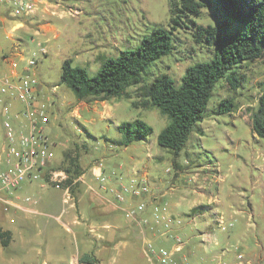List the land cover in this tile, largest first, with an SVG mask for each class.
<instances>
[{
    "label": "crops",
    "instance_id": "obj_1",
    "mask_svg": "<svg viewBox=\"0 0 264 264\" xmlns=\"http://www.w3.org/2000/svg\"><path fill=\"white\" fill-rule=\"evenodd\" d=\"M27 1L34 4L33 12L14 18L11 1L0 0V79L14 84L29 74L30 69L19 63L30 41H38L48 33L54 38L59 36L44 19L66 15L58 2ZM35 94L48 116L49 98L39 83ZM113 99L95 105L79 100V108L87 107L98 112L101 119L113 120ZM23 109L24 104L10 95V118L17 133H26L30 125L29 117L20 114ZM73 109V115L79 117L78 107ZM49 113H53L52 109ZM119 124H113L116 130ZM119 139L120 134L107 139L109 143L103 144L101 151L51 148L50 168L67 173L64 184L71 186L70 201H65L63 190L45 184L44 171L41 179L23 183L13 192L0 187V264H85L81 262L83 258L95 264H156L146 248L148 244L156 251L173 248L172 239L164 235L166 224L170 227L167 235L184 242L175 256L191 264H264V213L258 224L250 199L246 203L248 210L242 208L243 203L238 207L234 202L236 210L230 212L213 195L206 183L207 173L184 169L177 160L171 163L175 172L165 170L166 179L165 175L152 179L151 165L160 157L145 151V158H138L135 151H128L134 143L118 146ZM146 141L147 138L135 143ZM7 159L0 131V171L6 168ZM220 178L215 171L212 179ZM133 181L146 183L149 193L141 198L125 194L118 202L117 192ZM260 181L256 179L252 189ZM236 187L241 189L240 185ZM141 200L146 203L144 211L135 218L126 217V211ZM219 221L226 230L220 228ZM238 254L243 256L242 261L237 259Z\"/></svg>",
    "mask_w": 264,
    "mask_h": 264
},
{
    "label": "rangeland",
    "instance_id": "obj_2",
    "mask_svg": "<svg viewBox=\"0 0 264 264\" xmlns=\"http://www.w3.org/2000/svg\"><path fill=\"white\" fill-rule=\"evenodd\" d=\"M52 1L58 2L66 13L64 17L55 15L44 19L59 33L58 38L48 33L38 41H30L24 52V60L19 63L23 68L33 56L36 59L29 74L38 80L49 98L45 132L50 149L61 151L63 146H67L74 151H101L102 145L109 143L107 139L119 135L114 123L140 119L151 127L152 133L146 142L134 143L128 151H135L138 158H145V151L160 157L153 160L151 165L149 176L152 179L163 175L166 179L165 170L170 168L172 173L175 172L171 163L177 160L184 169L207 173L206 183L210 185L213 195L225 208L229 207L230 212L236 210L234 202L238 207L239 203H243L242 208L248 210L246 203L250 199L254 205L255 221L261 224L260 216L264 213V139L252 132L251 114L258 106V99L264 96V56L240 65L239 71L244 78L235 92L228 90L221 82L215 86L203 120L197 124L201 132L195 129L181 152L174 156L157 144L159 132L169 122L167 115L155 106L144 108L132 105L141 99L138 86L127 88L130 99L114 98L110 101L114 119L103 120L98 112L94 113L87 107L79 108L80 101L73 92L59 83L65 60H70L71 66L85 69L89 76H94L104 59L115 58L121 51L135 48L142 36L153 27L168 29L172 25L169 0ZM200 1L205 7L195 22L204 26L218 24L221 19L204 0ZM191 31L186 28L176 30L171 54L150 66L146 75H142L143 83L167 74L177 86L186 68L211 57V48L196 43ZM42 45L46 56L41 52ZM224 98L235 100L234 111L219 115L210 113ZM84 101L87 105L100 104V100L96 99ZM73 107H78L79 117L73 115ZM50 109L52 114L49 113ZM92 156L96 157L93 153ZM215 171L221 175L217 181L212 179ZM258 178L260 183L252 189L251 184Z\"/></svg>",
    "mask_w": 264,
    "mask_h": 264
},
{
    "label": "trees",
    "instance_id": "obj_3",
    "mask_svg": "<svg viewBox=\"0 0 264 264\" xmlns=\"http://www.w3.org/2000/svg\"><path fill=\"white\" fill-rule=\"evenodd\" d=\"M204 1L221 19L218 24L204 26L195 22L205 7L200 0H169L172 25L168 29L153 27L135 48L121 51L115 58L104 59L94 76L65 60L59 83L82 101L130 99L127 88L138 86L141 99L132 105L155 106L167 115L169 122L159 132L157 144L174 156L178 155L191 133L199 129L197 124L203 120L215 86L221 82L235 92L244 78L239 71L240 65L264 56V0ZM182 28L192 29L194 41L211 48V57L186 68L177 86L167 74L143 83L142 75H146L150 66L171 54L175 32ZM235 105L233 98H224L209 112L218 115L231 113ZM251 130L258 138L264 139V96L258 99V106L251 114ZM117 132L120 139L116 145L127 146L145 140L152 129L144 121L134 119L121 122ZM81 262L96 263L87 258Z\"/></svg>",
    "mask_w": 264,
    "mask_h": 264
},
{
    "label": "built area",
    "instance_id": "obj_4",
    "mask_svg": "<svg viewBox=\"0 0 264 264\" xmlns=\"http://www.w3.org/2000/svg\"><path fill=\"white\" fill-rule=\"evenodd\" d=\"M12 5L11 16L14 18L30 14L34 10V4L25 0H10ZM44 53V50L41 49ZM36 64L33 56L27 63L26 69L29 70ZM16 68V63L12 64ZM38 80L25 74L19 79V84H14L9 80L0 79V131L3 141V151L6 152V168L0 171V187L5 192H13L17 187L26 182H35L41 179L44 171V182L57 190H63L65 201L71 199V186L64 183L68 180L67 173L61 170L50 168L53 154L50 149L48 136L45 132L48 123V116L44 108L38 104L36 98V87ZM10 95L24 104L21 115L29 117L30 125L26 133H17L10 118ZM149 193L146 183L132 182L129 187H123L116 194V200L122 202L125 194L143 197ZM28 200V199H27ZM146 207L144 200L138 205L126 211L128 218H135L143 212ZM179 224V221H177ZM220 228L226 230L223 222L219 221ZM164 235L172 239L173 248L167 250L160 248L157 251L151 244L147 245V252L156 264H191L183 257L175 256L184 245L182 239L175 235H167L170 230L169 224L165 226ZM237 259L242 261L243 256L237 255Z\"/></svg>",
    "mask_w": 264,
    "mask_h": 264
}]
</instances>
